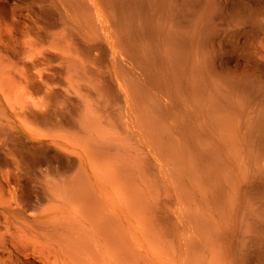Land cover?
Instances as JSON below:
<instances>
[{
    "label": "bare ground",
    "instance_id": "obj_1",
    "mask_svg": "<svg viewBox=\"0 0 264 264\" xmlns=\"http://www.w3.org/2000/svg\"><path fill=\"white\" fill-rule=\"evenodd\" d=\"M251 1L0 7V264H264Z\"/></svg>",
    "mask_w": 264,
    "mask_h": 264
},
{
    "label": "rangeland",
    "instance_id": "obj_2",
    "mask_svg": "<svg viewBox=\"0 0 264 264\" xmlns=\"http://www.w3.org/2000/svg\"><path fill=\"white\" fill-rule=\"evenodd\" d=\"M251 3H252V5H253V7H254V14H253V19H252V22H249L248 24H247V27L248 26H250L251 28H254L255 27V30H256V32H255V35H253L252 37H249L248 38V45L247 46H245L246 48V50H248V52L246 51V53L248 54H245V53H243L244 55H247L248 57L249 56H251V53H253L252 52V50H253V48H257V50L256 49H254V50H256L255 51V53L256 52H260L259 54L262 56H260L263 60H260L261 61V65H262V67H263V69H264V0H252L251 1ZM6 7L7 9H11V8H14V9H16V10H19V9H21V10H24V11H27V10H29V9H34L33 8V6H36V3L35 2H33V0H6V1H4V2H1L0 1V7L2 8V7ZM1 15V14H0ZM221 23V24H220ZM219 28H220V30H218V35H219V37L220 36H223V38H224V35L226 34V33H229L231 30H233L234 28H239L240 26H241V24L239 23V24H236L235 22H232V21H229V22H219ZM225 41V40H224ZM255 46V47H254ZM74 51V53L81 59V60H83V62L86 64V65H91V63H89V62H86L85 61V59L82 57L81 58V55H80V53L78 52V51H76V50H73ZM240 53V51L238 52V54ZM241 55H236L237 56V58H240V60H243V57H245L242 53H240ZM254 54V53H253ZM256 55H258V54H256ZM240 56V57H239ZM243 56V57H242ZM246 56V57H247ZM254 56V55H253ZM259 56V55H258ZM245 57V58H246ZM259 57V58H260ZM242 58V59H241ZM244 58V59H245ZM260 58V59H261ZM98 67L97 66H95V65H93L92 64V66H91V69L92 70H95L96 71V69H97ZM90 74H87V76L85 77V80H86V78H88V76H89ZM161 244H162V241L160 240L159 241ZM124 244H122V245H120V248H121V250L120 251H122V252H124V253H126V254H122L123 256V259H122V261H121V263H123V264H132V263H130L131 262V258H136V256H138V255H135V254H137L138 253V249L134 246V245H132V244H130V243H127V244H125L124 246H123ZM128 245V246H127ZM132 248H134L136 251H135V253L133 254V252H134V249H133V251L131 252V250H132ZM129 251V253H128V251ZM96 252V251H95ZM95 252H94V254H95ZM137 252V253H136ZM81 253H83V255H81L83 258L82 259H86V258H88V256H87V254H86V252H80L79 254H81ZM130 253H132V254H130ZM140 253V252H139ZM138 253V254H139ZM78 254V255H79ZM100 255L99 254V252L97 253L96 252V261L94 260V257H93V261H94V263L95 264H102V263H104V264H106V258L104 257L103 259H102V256L100 255V256H98V255ZM128 254V255H127ZM141 254V253H140ZM139 254V255H140ZM77 255V256H78ZM125 255H126V257H125ZM133 255V256H132ZM134 255H135V257H134ZM143 254H141L140 256H142ZM80 256V255H79ZM78 256V257H79ZM98 256V257H97ZM145 256H143V257H141V259L142 258H144ZM146 258V257H145ZM79 259H80V257H79ZM140 259V257L138 258V260H141ZM137 259H134L133 261L134 262H136V261H138ZM196 260V259H195ZM79 261V263H81V259L80 260H78ZM83 261V260H82ZM97 261H98V263H97ZM125 261V262H124ZM145 261H147V259H145ZM148 261H150L149 259H148ZM194 260H192V262H193ZM88 262V259H86L85 260V262L84 263H86V264H89V263H87ZM126 262H128V263H126ZM141 263H142V261H140ZM140 262H136V264L137 263H140ZM120 263V264H121ZM140 263V264H141ZM146 263V262H145ZM149 263V262H148ZM83 264V263H82ZM92 264V263H91ZM133 264H135V263H133Z\"/></svg>",
    "mask_w": 264,
    "mask_h": 264
}]
</instances>
